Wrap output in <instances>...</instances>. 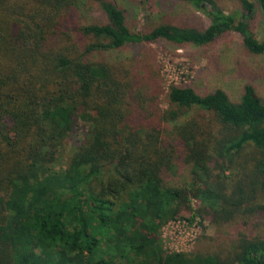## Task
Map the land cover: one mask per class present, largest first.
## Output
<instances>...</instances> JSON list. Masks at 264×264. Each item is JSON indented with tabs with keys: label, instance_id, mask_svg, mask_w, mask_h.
Wrapping results in <instances>:
<instances>
[{
	"label": "trees",
	"instance_id": "16d2710c",
	"mask_svg": "<svg viewBox=\"0 0 264 264\" xmlns=\"http://www.w3.org/2000/svg\"><path fill=\"white\" fill-rule=\"evenodd\" d=\"M94 1L105 22L78 25L81 0H0V264H264L259 235L210 254L165 253L159 235L183 211L219 227L264 213V100L253 86L238 102L171 86V106L212 114L217 128L177 122L183 113L161 111L131 64L93 58L159 40L205 46L227 33L264 54L251 26L264 0H236L239 15L179 0L209 25L148 31L131 30L115 0ZM79 124L86 131L59 167ZM165 172L184 175L182 185L168 186Z\"/></svg>",
	"mask_w": 264,
	"mask_h": 264
},
{
	"label": "rangeland",
	"instance_id": "374dc122",
	"mask_svg": "<svg viewBox=\"0 0 264 264\" xmlns=\"http://www.w3.org/2000/svg\"><path fill=\"white\" fill-rule=\"evenodd\" d=\"M126 11V25L135 31H148L159 24L206 28L209 20L190 4L179 0H115ZM226 14L239 15L240 5L236 0H214ZM256 3V0H253ZM76 24L103 23L105 18L94 0H81L74 12ZM258 40L264 41V12L257 6L251 23ZM50 44L53 42H49ZM95 60L125 61L142 76L143 85L158 94L157 106L161 111L175 110L183 113L177 122L194 119L217 128L212 114L196 109H179L170 105L167 93L171 86L190 87L199 95L222 90L232 102H238L245 84H250L259 99L264 100V54L253 55L245 50L236 33H227L205 46L191 44L174 45L164 40L150 44L126 45L120 49L95 54ZM176 122V121H175ZM174 122V123H175ZM173 123H164L171 129ZM79 124L60 152L58 166L65 165L74 147L85 133ZM235 174V175H234ZM231 179L236 171L225 172ZM168 186H180L184 175L164 173ZM264 206V199L261 202ZM264 209V208H263ZM182 212L178 218L162 226L159 231L165 253L198 251L204 254L218 253L231 248L238 234L259 235L264 238V213L256 217H239L224 226H216L201 217L190 218Z\"/></svg>",
	"mask_w": 264,
	"mask_h": 264
}]
</instances>
